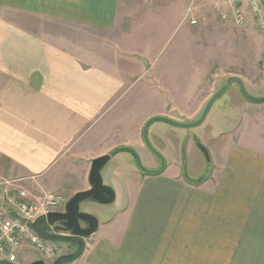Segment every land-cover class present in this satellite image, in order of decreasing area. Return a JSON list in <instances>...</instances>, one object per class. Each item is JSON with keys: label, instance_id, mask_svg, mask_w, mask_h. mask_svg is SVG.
<instances>
[{"label": "crops", "instance_id": "crops-1", "mask_svg": "<svg viewBox=\"0 0 264 264\" xmlns=\"http://www.w3.org/2000/svg\"><path fill=\"white\" fill-rule=\"evenodd\" d=\"M185 5L0 0V200L18 189L69 200L90 188L92 160L128 149L109 160L115 200L103 206L110 214L99 217L83 254L67 264H264V103L233 91L227 104L240 116L237 125L261 108V141L248 135L217 144L205 132L159 121L166 125L151 123L147 133L164 171L138 173L131 160L134 152L146 169H157L143 140L145 123L195 122L211 98L201 91L187 98L190 91L166 90L162 80L157 59L170 34L185 31ZM197 141L212 164L198 181L201 170L184 171L174 150L177 143L204 169Z\"/></svg>", "mask_w": 264, "mask_h": 264}, {"label": "rangeland", "instance_id": "rangeland-1", "mask_svg": "<svg viewBox=\"0 0 264 264\" xmlns=\"http://www.w3.org/2000/svg\"><path fill=\"white\" fill-rule=\"evenodd\" d=\"M258 3L264 21V0H258ZM178 5H181V1ZM185 8L186 12L183 18L185 31L177 29L170 34L169 39L157 59L159 64L163 65L164 75L162 80L164 81L166 90L168 88L169 91L173 92L190 91L191 93H187L186 95L190 99L194 96L193 91H201L206 96L209 94L212 96L226 83L228 78L238 77L243 81L247 92H251L249 93L250 95L254 93L253 95L256 96V94H259L257 96L261 97V93H264V68L262 67L264 60V29L260 30L252 18H249L248 23L244 27L242 26L243 28H238L233 21L229 20V15L226 20H222L220 18L221 11L227 13L229 11L227 8L216 7L212 0H186ZM9 18L16 20V16H10ZM191 18L197 20L196 25L192 26L189 24ZM183 39L186 41L184 45L182 44ZM178 46L181 48L175 49ZM175 51H177V56L172 57V53ZM169 57L171 58L167 62ZM158 74L160 75V70ZM233 91L237 92L238 95L241 94L239 86L236 83L231 84L210 107L202 122L203 124L201 123L202 125L200 124L193 128H183L180 131L205 132V135H211L214 140L216 139L215 142L217 144L222 141L228 142L233 138L236 140L245 139L248 135L261 141L263 133L261 131V108L250 110L251 119H243L242 117L240 125H237L240 116L237 112L233 111L234 108L231 105L227 106L229 102L228 98ZM152 124L166 125L159 121H155ZM208 124L212 126L211 134L206 130ZM235 126L239 127L235 130ZM168 127L171 126L169 125ZM232 130L235 131L229 135L223 134L231 132ZM176 136L177 140L184 141L178 134ZM174 137L175 135L169 136L173 140ZM161 138L162 136H160ZM147 141L150 148L147 149L150 155L153 158H157L161 164L160 167H162L165 162L164 158L157 151L156 145H153L149 133H147ZM161 142L159 140L157 145L164 148L166 145ZM200 142L197 141L196 143L197 149L200 150L198 146H202L207 151ZM174 150L178 158V163L184 171H187L186 169L189 172H194L196 169L201 170L199 172L201 174L196 179L197 181L211 172L212 164L209 162V159L203 157L205 167L204 169H199L200 165H198V160L195 155H190L189 151V154L187 153L185 155L183 150L178 148L177 143ZM132 155L133 158L131 160L138 173L139 170L149 171L142 164L146 162V159L140 158L134 152ZM106 172L107 177L105 176ZM114 172L115 170L111 160L100 171L103 185L110 186V183L113 182L111 178ZM190 176L193 179L195 178V175ZM129 178L132 179V177ZM110 188L112 187L110 186ZM63 199L67 201L64 197ZM105 207L108 206L100 205L90 199L80 204V210L82 212L94 216L97 220L105 214H110L108 211L104 214ZM48 244L54 247L57 256L64 254L67 250L73 249L64 244ZM35 257L34 253L27 252L21 256L19 262L29 264ZM46 264H51V262L47 261Z\"/></svg>", "mask_w": 264, "mask_h": 264}, {"label": "built area", "instance_id": "built-area-1", "mask_svg": "<svg viewBox=\"0 0 264 264\" xmlns=\"http://www.w3.org/2000/svg\"><path fill=\"white\" fill-rule=\"evenodd\" d=\"M212 1L216 7L228 9V13L221 11L222 20L229 15L236 26L242 27L252 18L260 30L264 29L258 0ZM189 24L194 26L197 20L191 18ZM65 204L66 200L61 195L50 191L38 192L33 198L22 189L6 194L0 200V261L18 264L21 256L27 252L34 253L45 262L54 261L57 257L54 247L38 237L31 224L40 216L62 212Z\"/></svg>", "mask_w": 264, "mask_h": 264}, {"label": "water", "instance_id": "water-1", "mask_svg": "<svg viewBox=\"0 0 264 264\" xmlns=\"http://www.w3.org/2000/svg\"><path fill=\"white\" fill-rule=\"evenodd\" d=\"M236 83L239 86L242 96L249 102L260 104L264 103V96L256 98L251 96L243 83V81L238 77H230L226 80V83L211 96L206 106L204 107L198 120L192 123H180L174 120L165 118V117H153L149 119L143 128V140L148 149L149 144L147 141V130L151 123L155 121H162L171 126L178 128H193L200 125L206 114L208 113L210 107L213 103L227 90V88ZM203 155L208 159L207 151L202 147L198 146ZM122 150L128 149H119L112 152L110 155H104L97 159L91 161L90 172L88 176V181L90 188L85 191L76 193L65 205L63 212H53L49 213L46 216L38 217L32 224L31 228L35 234L49 243H59V244H73L75 245V250L70 254H62L55 258L52 264H67L76 259H78L84 252L85 249V239L93 235L98 228V220L88 214L81 213L80 203L85 200H92L101 205H109L115 200V193L113 189L108 186L103 185L102 178L100 175L101 169L109 162L111 156L117 154ZM162 169V168H161ZM161 169L156 171H146L142 170L144 173L158 174L161 172ZM80 222L86 224V228L82 229ZM54 223H58L60 228H55L52 233L47 231V225L52 226ZM63 230L65 234H57L56 232ZM0 264H11L6 261H0ZM33 264H45L43 261H38Z\"/></svg>", "mask_w": 264, "mask_h": 264}, {"label": "flooded vegetation", "instance_id": "flooded-vegetation-1", "mask_svg": "<svg viewBox=\"0 0 264 264\" xmlns=\"http://www.w3.org/2000/svg\"><path fill=\"white\" fill-rule=\"evenodd\" d=\"M202 153V152H201ZM203 154V153H202ZM207 154H208V152H207ZM209 156V155H208ZM205 157V156H204ZM206 158V157H205ZM209 158V157H208ZM161 166V164H160V162H159V166H158V168L157 169H154V171H156V170H158V169H161V172H163L164 171V169H165V163H164V165L162 166V167H160ZM142 174H150V173H144V172H142L141 170H139ZM160 172V173H161ZM72 198V197H71ZM70 198V199H71ZM69 199V200H70ZM69 200H67L66 201V204H67V202L69 201ZM65 204V205H66ZM81 204V203H80ZM64 209H65V207H64ZM64 211V210H63ZM62 211V212H63ZM81 213H85V212H82L81 210H79ZM80 224V226H81V228L82 229H85L86 228V224L85 223H83V222H80L79 223ZM50 227H52V228H50ZM47 226L46 228H47V231L49 232V233H52L53 232V230L55 229V228H60V225L58 224V223H54L52 226ZM57 234H65V232L63 231V230H61V231H58V232H56ZM64 245H66V246H70V247H72L73 248V250L71 251V252H65L64 254H70V253H72L74 250H75V245H73V244H64ZM38 261H43L45 264L47 263V262H45L43 259H40V258H37V257H35V259L31 262V263H29V264H33V263H35V262H38ZM53 262V261H52ZM52 262H51V264H52ZM18 264H23V263H18Z\"/></svg>", "mask_w": 264, "mask_h": 264}]
</instances>
